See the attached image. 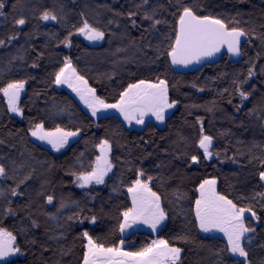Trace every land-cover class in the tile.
<instances>
[{
  "label": "trees",
  "instance_id": "1",
  "mask_svg": "<svg viewBox=\"0 0 264 264\" xmlns=\"http://www.w3.org/2000/svg\"><path fill=\"white\" fill-rule=\"evenodd\" d=\"M17 0H6L8 7L5 12L9 15L7 20L0 17V34L12 31V17L23 15L28 17L29 24L24 32L30 33L33 25L39 26V31L30 39L25 35L20 40L13 42V46L0 49V84L5 80L4 73L10 78H27L28 74L36 77L29 79L26 92L22 94L21 106L25 110L24 118L15 116L6 111V101L0 96V139L5 144L0 145V157L8 156L20 162L33 158L30 163L36 168L33 180L24 196L12 198V207L22 209L19 217H4L3 204L0 202V225L9 230L18 232V240L23 244L25 238L35 239L36 244L25 245L28 254L25 257H17V264H54L56 260H62V264H82V254L85 251L82 233L88 231L90 235L99 237L107 245L118 244L123 238L116 230L117 218L124 208L130 205V197L126 194L127 183L133 173L127 171L128 161H132L136 167H143L146 173L152 175L153 190L162 196V203L168 211L169 219L161 229L158 236L144 231H136L124 239L127 244L126 250L141 248L157 237L169 239L174 246L184 248L182 255L183 264H212L216 257L209 249H219L226 243L224 238L206 236L199 232L194 225V213L189 210V200L194 194V181L202 178H218V190L235 196L238 193L248 194L255 190L256 170L255 163H247L248 156L238 154L247 153L253 142H264V128L260 124L245 115L254 105L261 102L264 96V88L259 77L255 80L258 91L253 93L249 101L240 112L234 105L240 103L239 96L232 91L231 79L238 72L245 70L244 63L249 57H255L260 50L259 43L254 41L252 45H244L247 55L237 63H231L224 55L222 61L214 66L205 65L199 71L178 73L173 68L169 69L164 59L153 62V56L146 48V36L141 41L140 36L146 23L141 24L140 17L135 19L141 26L132 28L127 19V11L135 10V4L140 0H21L16 12L12 11V4ZM66 5L68 24L61 26L56 22H43L32 19L33 15H39L43 10H53L58 3ZM167 8V0H151ZM207 6V11L214 14L235 15L237 12L244 13V19H252L257 25L264 22V0H200ZM123 12L124 16L114 17L113 12ZM84 12L86 18L93 26L106 31L105 40L101 44L87 43L79 35L72 36V47L67 48L63 44V38L71 30L72 24H78L81 17L78 13ZM166 15V13H165ZM110 19H115L116 24H108ZM169 23L171 18L169 17ZM53 33L58 37L52 38ZM115 33V35H111ZM27 39V42H26ZM59 43V47L57 44ZM155 45V41H153ZM24 45V51L20 55L31 62L34 59L32 48L46 53L41 67L32 69L22 61H17L15 66L9 68L7 60L10 55H17V49ZM70 56L73 64L81 75H84L91 87L96 88L97 95L109 103L115 102L119 91L123 90L128 83L140 78L151 79L156 75L163 76L166 72L169 80L171 99L179 100L180 103L168 114L163 124L149 122L142 127H128L127 123L117 115L109 114L104 117H92L82 103L74 98L67 90L51 84L50 73L62 66L60 61ZM264 65V57L257 62V70ZM227 74V75H223ZM197 87L193 88L192 85ZM203 87V92L198 89ZM229 88L224 92V88ZM248 87V86H246ZM232 103L229 104L228 100ZM214 111L208 112L205 107L185 108V105L196 104L199 106H213ZM65 107L67 111L58 112L57 109ZM197 117L204 120L205 134L214 137L213 152L220 154V160L215 155L211 161L201 157V165H193L188 168L183 161L181 151L189 154H199L202 150L197 148L198 127L195 126ZM38 119H43L46 127L59 125L75 130L83 127L80 137L73 138L65 149L56 152L35 142L28 132L29 125ZM99 125V127H97ZM11 133V135H9ZM109 139L113 142V157L116 168L113 169L115 178L106 181L105 185L95 186V190L80 189L75 186L74 178L66 173L73 168L78 156L84 154V159H94L98 155V149L94 144L101 139ZM181 138L186 143H178ZM179 149V150H178ZM24 153V156L20 154ZM151 153V155H148ZM237 156L238 163H232L225 156ZM119 157V159H115ZM180 157V159H176ZM221 160L224 162L221 163ZM123 162V163H122ZM52 165H55L54 167ZM159 165V167H158ZM28 169H25L27 172ZM113 174H110L112 177ZM183 177V179L181 178ZM124 180V190L119 193L112 191L113 184ZM48 181L44 191L54 196V205L58 207L59 201L64 199L68 207L63 209L58 220H50L45 213H55L56 207L44 204V198L37 196L41 190V184ZM163 181V183H160ZM0 186L12 187V181H0ZM186 194L188 199L174 201V193ZM89 193V195H85ZM90 197H95L91 200ZM31 200V212H27L26 206ZM79 201L81 206L87 204L84 215L95 214L97 223L91 224L85 220L82 224L75 220L69 221L68 216L76 214L79 209L73 204ZM88 209L92 211L89 212ZM103 209V211L101 210ZM180 209H183L181 214ZM36 220L39 228H33L28 216ZM187 217V219H186ZM23 221V224H21ZM71 225V227H68ZM21 227L29 229L20 232ZM47 230V232H46ZM260 234L257 242L264 240V223L257 226ZM52 234L63 235L60 240H51ZM187 235L189 243L184 244L177 239L178 236ZM41 245L49 248L70 250L69 254L62 258L53 251H43ZM256 256H264V251L256 249Z\"/></svg>",
  "mask_w": 264,
  "mask_h": 264
},
{
  "label": "snow or ice",
  "instance_id": "2",
  "mask_svg": "<svg viewBox=\"0 0 264 264\" xmlns=\"http://www.w3.org/2000/svg\"><path fill=\"white\" fill-rule=\"evenodd\" d=\"M240 2L243 3L246 0H240ZM20 5L21 0H17L15 4L11 5L12 11L16 12ZM6 7H8L6 0H0V17L5 21L9 15L5 12ZM108 11L113 12L114 17L125 15L123 12H114L111 8H108ZM78 15L81 17L78 24H72L71 30L63 38L62 42L65 47H72L73 35L83 36L91 42L105 40V30L93 26L84 12H80ZM244 15L241 12H237L235 15L214 14L207 11V6L200 0H167V8L161 4L152 3L151 0H140L135 4V10L127 11V19L132 28L141 26L135 19L137 16L140 17L141 24L146 23L140 39L145 41L146 36L152 37L147 40L146 48L152 54L153 62L163 58L169 69L200 65L222 52L230 57L242 58L247 55L244 45L250 46L254 41L258 42L260 50L256 52L255 57H249L244 61L247 68L236 72L231 79L232 91L240 99V103L234 105L237 112H240L244 108L245 102L249 101L253 93L258 91L255 86L256 78L259 77L261 81H264V65L257 70V62L264 57V22L257 25L252 19L245 20ZM169 17L171 23H169ZM32 19L43 22L53 21L63 27L68 24L66 5L60 2L55 9L43 10L39 15H33ZM11 23L13 30L0 34V49L12 47L13 42L19 41L21 35L30 39L39 31V26L33 25L32 32L25 33L23 30L29 24V19L23 15H14ZM108 24H116L117 28L120 27L115 19H110ZM58 35V33H53L52 38H56ZM111 35L114 36L115 33ZM153 41H155V45ZM57 47H59V43ZM24 50V45H21L17 49V55L9 56L8 67L12 68L17 61H22L32 69L40 68L46 53L32 48L35 55L34 59L29 62L25 56L19 54ZM60 64L62 66L58 67V70H53L50 73L52 78L49 82L58 87L66 85L71 89L90 111L92 117H97L101 112L106 113L109 110H114L123 117L129 126L133 122L136 125H145L147 117H154L156 121L163 124L169 110L175 109L180 103L179 100L170 98V86L166 72L163 76L156 75L151 79L140 78L128 83L123 90L119 91L115 102L109 103L97 95L96 88L91 87L85 76L80 74L70 56H65ZM4 76L5 80L0 84V96L6 101V111L24 118L25 110L21 106V97L26 92L29 79L36 77L28 74L27 78H10L7 72L4 73ZM192 87L196 88L197 85L193 84ZM262 88H264V84H262ZM198 90L203 92L205 89L201 87ZM223 91L228 92L229 88L226 87ZM228 103L231 104L232 100L229 99ZM189 107H205L208 112L214 111V103L213 106L185 105V108ZM57 111L64 112L67 109L61 107ZM245 115L256 120L261 128H264V96L261 97V102L254 105ZM195 126L198 127L197 148L202 150V153L189 154L181 151V156L185 157L183 162L187 164L188 168L193 165H201V157L211 161L215 155L216 159L220 160V154L214 153L212 150L214 137L205 134L203 118L197 117ZM83 131V127H78L75 130L59 125L46 127L43 119L36 120L28 128L31 137L50 145L58 153L68 146L70 140L80 137ZM178 143H186V140L181 138ZM3 144L5 141L0 139V145ZM94 147L98 149L99 153L95 155L94 159L85 160L84 154L81 153L73 168L66 173L74 178L75 186L80 189L95 190V186L105 185L106 181L115 178L113 169L116 168V164L113 157V142L107 138L101 139L94 144ZM237 152L241 156H248L247 163L242 167L253 163L257 166L255 190L248 194L238 193L230 197V194L218 190L217 177L202 178L194 181L196 186L188 207L194 213L193 223L199 232L222 233L226 240L223 247L216 250L209 249L216 257L212 264H264V256L257 257L255 251L256 249L264 251V240L257 242L260 235L257 232V226L264 223V142H253L247 153H242L239 149ZM20 155L24 156V153ZM225 156L234 164L239 162L236 155L227 157L225 153ZM31 159L33 158L30 155L29 159L20 162L8 156L0 157V181L10 180L14 185L12 187L0 186V202L3 204V216L6 218L19 217L22 214V209L12 207V200L9 197L16 198L27 194L26 188L23 191L21 189L26 185L30 187L29 181L33 180L36 172V168L30 163ZM115 159L118 160L119 157H115ZM176 159H180V157H176ZM223 162L221 160V163ZM127 164V171L133 173L126 187V194L130 197L131 203L119 213L116 230L120 234H124L134 225H146L156 232L169 219V215L162 203V196L153 190L154 177L147 174L142 166L136 167L132 161H128ZM26 168L27 172H25ZM110 173L113 174L112 177H110ZM181 178L183 179V177ZM47 183L48 181H44L41 184V190L37 192V196L44 198L45 203L41 204V208L45 207V204L56 207L55 213L45 214L50 220H58L63 209L68 207V202L61 199L58 207L54 205V196L46 194L44 191ZM124 187V180L121 178L118 184H113L112 191L119 193L124 190ZM85 195L87 196L89 193H85ZM90 199L94 201L95 197H90ZM182 199H188L187 195L179 192L174 193L173 202ZM72 203L79 211L68 216L69 221L75 220L82 224L88 220L93 225L97 223L95 214L88 216L83 214L87 204L81 206L79 201ZM26 210L31 212V200L26 206ZM101 210L103 211V209ZM88 211L92 210L88 209ZM180 211L183 214V209ZM28 219L33 228L40 227L30 215ZM28 230L21 227L20 232ZM18 235V232L0 225V264H17L15 258L25 257L28 254L25 245L37 243L35 239L25 238L22 244L18 240ZM82 236L86 240L82 264H183L184 248L174 246L169 239L157 237L141 248L125 250L123 238L119 239L118 244L107 245L99 237L90 235L88 231H84ZM62 238H64L63 235L55 234L48 237L51 240ZM175 239L184 244L190 242L187 235L178 236ZM41 248L43 251H53V255L58 253L61 258L70 252V250L59 248L53 250L47 245H41ZM54 264H62V260H56Z\"/></svg>",
  "mask_w": 264,
  "mask_h": 264
},
{
  "label": "rangeland",
  "instance_id": "3",
  "mask_svg": "<svg viewBox=\"0 0 264 264\" xmlns=\"http://www.w3.org/2000/svg\"><path fill=\"white\" fill-rule=\"evenodd\" d=\"M84 41H86L87 43H90L91 41H88L86 40L83 36H80ZM102 41H99V42H94V45L96 44H101ZM59 88H62L64 90H67L71 95L74 96V98L78 99V101L80 103H82L79 99V97L76 96L75 93H73L71 91V89H69L66 85L65 86H59ZM88 110V109H87ZM174 109H170L169 112L166 114V117L168 116V114H171L173 112ZM113 110H109L108 112H101V113H98L97 117L96 118H99V117H104V116H108L109 113H111ZM88 112L90 113V111L88 110ZM91 114V113H90ZM116 115L118 117H120V114L117 112ZM151 120H154V122L156 124H161L160 122L156 121L154 117H147L146 120H145V125L148 124L149 121ZM166 120V119H165ZM139 125H136L134 122L132 124L131 127H134V128H138ZM33 140H35V138L32 137ZM73 141V139L71 140ZM65 149V148H64ZM111 174V173H110ZM101 186V185H100ZM168 221H165V223L163 225H161L160 229H158L156 232H153L150 228H148L146 225H134L132 228L130 229H127L126 232L124 234H122L123 238L126 239L127 237H129L131 234H134L136 233V231H144V232H149V233H152L154 234L155 236H158V234L160 233L161 229L167 224ZM204 235L206 236H215V237H219V238H224L223 237V234L222 233H203ZM225 239V238H224ZM126 247H127V244L125 243V250H126ZM183 255V253H182Z\"/></svg>",
  "mask_w": 264,
  "mask_h": 264
},
{
  "label": "water",
  "instance_id": "4",
  "mask_svg": "<svg viewBox=\"0 0 264 264\" xmlns=\"http://www.w3.org/2000/svg\"><path fill=\"white\" fill-rule=\"evenodd\" d=\"M91 43H94V42H91ZM224 55H227L225 52H222V53H220V54H218L216 57H213V58H211V59H209V60H206V61H204L202 64H200V65H190L189 67H187V68H185V67H182V66H180V67H173V69L175 70V72H178V73H186V72H193V71H199V70H201L202 68H203V66H205V65H211V66H214L215 64H218V63H220L221 61H222V58L224 57ZM227 58L229 59V61L231 62V63H237V62H240L241 60H242V58H235V57H230L229 55H227ZM82 105L85 107V105L82 103ZM86 108V107H85ZM112 112H114V110L112 111ZM122 117V116H121ZM122 119H123V117H122ZM124 120V119H123ZM126 122V121H125ZM127 123V122H126ZM132 126V125H131ZM131 126H129V127H131ZM140 128L142 127V125H140L139 126ZM35 142H38L39 144H41V145H43L44 147H48V148H50V149H52L51 148V146L50 145H47V144H44V143H42V142H40V141H37V140H35ZM69 142H71V140L69 141ZM213 144H214V142H213ZM214 146V145H213Z\"/></svg>",
  "mask_w": 264,
  "mask_h": 264
},
{
  "label": "flooded vegetation",
  "instance_id": "5",
  "mask_svg": "<svg viewBox=\"0 0 264 264\" xmlns=\"http://www.w3.org/2000/svg\"><path fill=\"white\" fill-rule=\"evenodd\" d=\"M116 113H117V112H116V111H114V112H111V113H109V114H114V115H116ZM120 117H121V115H120ZM121 118H122V117H121ZM149 122H154V120H151V121H149ZM149 122H148V123H149ZM127 126L129 127V125H128V124H127ZM139 126H140V125H139ZM139 126H138V127H139Z\"/></svg>",
  "mask_w": 264,
  "mask_h": 264
}]
</instances>
